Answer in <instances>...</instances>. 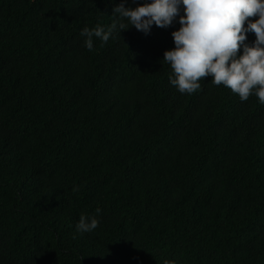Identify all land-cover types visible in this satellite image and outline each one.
<instances>
[{
    "label": "trees",
    "instance_id": "1",
    "mask_svg": "<svg viewBox=\"0 0 264 264\" xmlns=\"http://www.w3.org/2000/svg\"><path fill=\"white\" fill-rule=\"evenodd\" d=\"M120 2L0 0V264H264V104L169 83L179 17L89 51Z\"/></svg>",
    "mask_w": 264,
    "mask_h": 264
},
{
    "label": "clouds",
    "instance_id": "2",
    "mask_svg": "<svg viewBox=\"0 0 264 264\" xmlns=\"http://www.w3.org/2000/svg\"><path fill=\"white\" fill-rule=\"evenodd\" d=\"M127 4L128 0H121L114 7L113 22L107 27L97 24L81 30L89 51L93 50L94 37L107 43L117 31L121 34L130 26L148 35L154 25L167 28L179 17L180 27L171 33L175 47L166 50L163 58L174 73L169 83L181 94H191L201 87L202 78L211 76V83L223 84L241 101L254 94L264 104V0H146L135 8ZM256 16L255 21L248 19ZM54 24L46 21L41 35L48 45L46 50L57 52L62 36ZM253 32L256 39L246 42ZM101 211L97 208L96 214ZM98 226L96 215L82 214L76 231L91 233ZM163 264L177 262L165 259Z\"/></svg>",
    "mask_w": 264,
    "mask_h": 264
}]
</instances>
